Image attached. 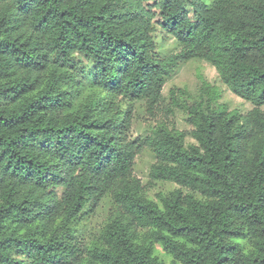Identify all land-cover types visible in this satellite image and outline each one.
I'll list each match as a JSON object with an SVG mask.
<instances>
[{
    "label": "trees",
    "instance_id": "obj_1",
    "mask_svg": "<svg viewBox=\"0 0 264 264\" xmlns=\"http://www.w3.org/2000/svg\"><path fill=\"white\" fill-rule=\"evenodd\" d=\"M193 58L252 108L214 109L205 81L207 102H166ZM136 100L157 124L133 138ZM176 108L193 144L166 124ZM143 148L149 185L177 186L157 201ZM105 197L80 244L71 226ZM0 264H264V0H0Z\"/></svg>",
    "mask_w": 264,
    "mask_h": 264
},
{
    "label": "rangeland",
    "instance_id": "obj_2",
    "mask_svg": "<svg viewBox=\"0 0 264 264\" xmlns=\"http://www.w3.org/2000/svg\"><path fill=\"white\" fill-rule=\"evenodd\" d=\"M163 34L157 33L158 51L162 55L174 54L178 47L170 37L163 38ZM203 81L210 86V91L216 93V98L212 102L214 109L224 107L229 111H237L245 114L252 108V104L233 94L223 83H221L216 69L203 58H193L184 63H180L175 72L167 79L162 89V95L166 102L170 98V90H175L180 101L193 103L198 100L207 102V96L201 92ZM89 92L85 93V97ZM88 96V95H87ZM132 125L131 137H145L151 128L156 125V120L146 114L145 101L136 100L132 103ZM167 125L180 131H186V143L193 144L194 140L190 136L193 126L188 122V115L185 111L176 108L174 113L168 116ZM154 157L150 150L143 148L135 157L133 172L145 186L147 196L157 201L158 193H167L177 186L172 182L158 181L151 185L148 183V171L153 163ZM111 209V200L105 197L93 212H88L80 217L72 226V233L77 241L82 245H89L99 235L101 228L105 224ZM86 211V209H85ZM242 244L246 246L245 241ZM154 254L165 261L170 258L165 254L159 245L154 248Z\"/></svg>",
    "mask_w": 264,
    "mask_h": 264
}]
</instances>
